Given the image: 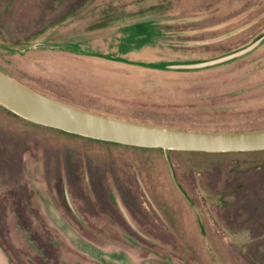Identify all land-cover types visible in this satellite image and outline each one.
Here are the masks:
<instances>
[{
	"label": "rangeland",
	"instance_id": "1",
	"mask_svg": "<svg viewBox=\"0 0 264 264\" xmlns=\"http://www.w3.org/2000/svg\"><path fill=\"white\" fill-rule=\"evenodd\" d=\"M0 69L106 116L264 129V0H0ZM1 106L0 264H264V151L163 149L126 162L143 184L95 183L104 149Z\"/></svg>",
	"mask_w": 264,
	"mask_h": 264
},
{
	"label": "water",
	"instance_id": "2",
	"mask_svg": "<svg viewBox=\"0 0 264 264\" xmlns=\"http://www.w3.org/2000/svg\"><path fill=\"white\" fill-rule=\"evenodd\" d=\"M0 104L30 122L122 145L207 153L264 151V129L209 132L123 120L46 96L1 69Z\"/></svg>",
	"mask_w": 264,
	"mask_h": 264
},
{
	"label": "crops",
	"instance_id": "3",
	"mask_svg": "<svg viewBox=\"0 0 264 264\" xmlns=\"http://www.w3.org/2000/svg\"><path fill=\"white\" fill-rule=\"evenodd\" d=\"M64 103H67L70 105L74 104V103L66 102V101ZM112 116L115 118H120L123 120H128V121L142 123V124L163 126V125H160L159 123H155L150 120L140 119L139 117L135 118V117H127V116L124 117V116H116V115H112ZM25 124L30 127L40 129L42 131H49V132H54V133L63 135L64 138L68 140L79 141L82 143H86L87 145H93L95 147H101L102 149H104L105 154L109 156L110 159H108V163L105 166V168L104 167L101 168L100 171H98L99 169L94 170L92 176L95 178L94 180L95 183L99 182L97 180V176L99 177L101 176L106 179V183L111 182L114 184H120L122 186H125V185H134V183L138 180L139 183L143 184L144 183L142 180L143 173L137 170L129 169L128 164L126 162H128V160L133 161L134 159L143 161L144 158L148 156L149 154H155L160 151L164 152V150H161V148L152 149V148L135 147V146L122 145V144L120 145L118 143L106 142V141L96 140L92 138H87V136L80 137L76 135H70V134L68 135L66 133L61 132L59 129H55L51 127L49 128V127L36 126L26 121H25ZM98 151H99L98 149H94V150L90 149L86 152L85 162L86 164H88V166H89V163H92L94 161L93 155L94 153ZM114 153H118L119 155H115ZM169 153H172V152H169ZM127 154L131 156L127 157L126 156ZM77 163L79 165V161ZM130 166L133 167L132 164ZM92 167L93 165L90 164L89 168H92ZM130 170L133 171V174L131 173Z\"/></svg>",
	"mask_w": 264,
	"mask_h": 264
},
{
	"label": "trees",
	"instance_id": "4",
	"mask_svg": "<svg viewBox=\"0 0 264 264\" xmlns=\"http://www.w3.org/2000/svg\"><path fill=\"white\" fill-rule=\"evenodd\" d=\"M241 55H244L243 50H239V51H237L235 53H231V56H237V57H239ZM226 62H227V60H225V58L223 56H221V57H218V58H215V59H210V60H207V61H204V62H198V63L187 64V65L185 64V66L180 65V64H178V65L164 66L162 69H164V70H175V69H179L182 66L183 67H186V69H202V68L204 69V68L216 67V66L221 65V64H224ZM1 107H3V106H1ZM7 111L10 112L11 114L15 115V113L11 112L10 110H7ZM15 117H18V118H20V119H22V120H24L26 122H29L31 124L36 125V126H42V125L36 124L34 122H30V121H28V120H26V119L18 116L17 114L15 115ZM42 127H46V126H42ZM60 131L63 132V133L68 134V132H65V131H62V130H60ZM69 134L70 135H76V134H71V133H69ZM76 136H79V135H76ZM80 137H83V136H80ZM161 150H163V149H161ZM169 152H172V153H175L176 152L177 153V152H180V151L169 150ZM202 153H207V152H202ZM211 154L217 155V154H224V153H211ZM225 154H229V153H225Z\"/></svg>",
	"mask_w": 264,
	"mask_h": 264
}]
</instances>
